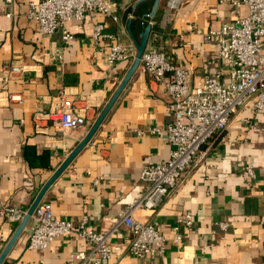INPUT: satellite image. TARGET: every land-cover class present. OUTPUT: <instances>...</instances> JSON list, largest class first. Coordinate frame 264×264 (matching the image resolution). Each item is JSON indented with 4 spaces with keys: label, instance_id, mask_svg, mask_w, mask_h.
<instances>
[{
    "label": "crops",
    "instance_id": "crops-1",
    "mask_svg": "<svg viewBox=\"0 0 264 264\" xmlns=\"http://www.w3.org/2000/svg\"><path fill=\"white\" fill-rule=\"evenodd\" d=\"M36 1L0 0V201L24 210L87 135L130 69L133 60L109 64L107 55L116 43L136 54L128 25L138 7L149 14L146 23H156L153 30L162 35L168 56L188 72L193 87L218 71L226 74L218 44L207 42L206 34L247 15L245 7L232 13L233 0H175L174 8L171 0H160L152 18L155 0H111L116 21L93 11L45 36L27 17L29 3ZM99 24L112 40L94 38ZM63 32L73 39L64 41ZM13 65L20 68L18 74H9ZM11 94L22 102H10ZM62 97L77 110H88L83 128L62 131L49 118ZM169 106L164 84L139 66L91 141L41 203L74 225L85 220L95 232L110 228L144 192L143 168L169 159L168 127L174 120ZM207 148L203 161L160 207L133 213L136 221L153 223L165 237V253L153 263L131 255L130 235L121 228L110 238L112 264H264V111L247 104ZM186 212L194 217L191 229L177 225ZM19 224L0 218V256ZM30 225L2 264H69L72 252L86 248L73 233L46 250L29 249Z\"/></svg>",
    "mask_w": 264,
    "mask_h": 264
},
{
    "label": "built area",
    "instance_id": "built-area-1",
    "mask_svg": "<svg viewBox=\"0 0 264 264\" xmlns=\"http://www.w3.org/2000/svg\"><path fill=\"white\" fill-rule=\"evenodd\" d=\"M232 4L233 14H240L245 7L247 15L205 36L207 42L218 44V60L226 74L218 71L197 87L190 85L188 72L170 59L162 35L153 30L156 23L150 19L147 23L151 27L150 45L142 56L140 67L153 81L164 84L170 97L169 108L174 120L168 127V141L172 147L169 159L143 168L140 178L145 185L144 192L119 214L110 228L101 232L87 229L85 220L74 225L57 218L50 204L40 203L30 219L29 249L46 250L57 238L74 233L86 243V248L72 252L69 264H112L114 252L110 238L125 228L130 235L127 251L131 255L153 263L165 253V237L153 223L136 221L133 213L160 207L170 192L199 166L208 152V141L228 128L237 111L249 103L254 111H264V0H233ZM175 5V0L169 2L170 8ZM114 6L111 0H39L29 3L27 17L37 24L42 35L51 36L65 23L82 21L93 11L116 21ZM7 16L12 17V14ZM102 36L110 40L114 37L104 33L102 24L96 25L94 38ZM62 38L69 41L73 36L63 32ZM135 56L132 49L116 43L110 47L107 62L134 60ZM7 70L12 75L20 72L15 65ZM8 99L22 102L21 96L16 94L9 95ZM87 113L88 110H77L72 101L62 97L49 118L57 122L62 131H73L85 126ZM247 173L254 176L251 168H247ZM26 213L21 207L0 201V218L20 223ZM177 225L191 229L194 225L192 212L181 215ZM180 239L178 236L177 240Z\"/></svg>",
    "mask_w": 264,
    "mask_h": 264
},
{
    "label": "water",
    "instance_id": "water-1",
    "mask_svg": "<svg viewBox=\"0 0 264 264\" xmlns=\"http://www.w3.org/2000/svg\"><path fill=\"white\" fill-rule=\"evenodd\" d=\"M160 0H155L154 6L152 9L151 17L153 18L155 16V13L157 11L158 5ZM129 32L132 36V39L134 41L135 47H136V56L135 59L132 62V65L128 72L126 73L125 77L123 78L122 82L118 86L117 90L109 100V102L106 104L104 109L100 112L98 117L96 118L95 122L91 126L90 130L88 131L87 135L83 138V140L80 142V144L73 150V152L69 155V157L65 160V162L57 169V171L52 175V177L46 182V184L43 186L37 197L35 198L32 205L27 210V213L23 220L20 222L15 234L13 235L12 239L10 240L9 244L5 247L4 251L2 252L0 256V264H2L3 260L6 258L7 254L9 253L10 249L14 245L17 238L21 235L23 230L26 228L28 223L30 222V219L37 208V206L41 203L43 200V197L46 193V191L49 189V187L56 181V179L68 168L70 163L74 160V158L81 152V150L91 141L96 131L99 129V127L102 125L103 121L105 120L106 116L108 115L109 111L113 107L114 103L124 90V88L127 86L128 82L134 75V73L137 71V69L140 66L142 56L146 50L150 30L151 27L149 25H146L144 29L142 30L140 34V38L137 39L134 37V35L131 32L130 29V23L128 25Z\"/></svg>",
    "mask_w": 264,
    "mask_h": 264
},
{
    "label": "trees",
    "instance_id": "trees-1",
    "mask_svg": "<svg viewBox=\"0 0 264 264\" xmlns=\"http://www.w3.org/2000/svg\"><path fill=\"white\" fill-rule=\"evenodd\" d=\"M145 9L138 7L135 10V19L130 21L131 24V30L133 31L134 35L137 37V39L140 38V35L144 27L147 25V19H149V14H145Z\"/></svg>",
    "mask_w": 264,
    "mask_h": 264
}]
</instances>
